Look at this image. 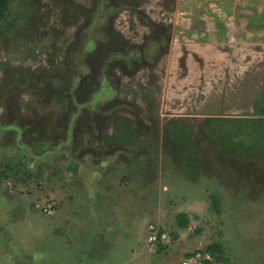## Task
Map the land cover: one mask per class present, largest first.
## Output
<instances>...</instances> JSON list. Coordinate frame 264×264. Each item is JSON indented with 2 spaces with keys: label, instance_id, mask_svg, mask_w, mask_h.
Returning a JSON list of instances; mask_svg holds the SVG:
<instances>
[{
  "label": "rangeland",
  "instance_id": "obj_1",
  "mask_svg": "<svg viewBox=\"0 0 264 264\" xmlns=\"http://www.w3.org/2000/svg\"><path fill=\"white\" fill-rule=\"evenodd\" d=\"M203 6L11 0L0 24V226H23L34 264H181L213 242L230 264H264V184L192 179L165 156L171 125L214 132L210 120L264 108L261 71L236 80L234 55L188 33ZM149 224L170 240L149 245ZM42 226L125 228L80 247L83 228L64 246Z\"/></svg>",
  "mask_w": 264,
  "mask_h": 264
},
{
  "label": "crops",
  "instance_id": "obj_2",
  "mask_svg": "<svg viewBox=\"0 0 264 264\" xmlns=\"http://www.w3.org/2000/svg\"><path fill=\"white\" fill-rule=\"evenodd\" d=\"M203 2V13L187 21L192 24L187 27L188 33L194 38L204 40L210 47L223 49L221 52L223 54L234 55L238 62L229 63L228 69L232 70L229 75L234 74L236 80L241 79L246 81L245 83L257 80L259 71L264 76V0H203ZM244 81L242 84H245ZM252 113L240 117L252 116ZM34 227L36 229V226H32L33 230ZM112 227L114 228V226H42L41 230L37 229L50 244L55 243L53 242L55 237L58 244L65 246L67 242L74 245L79 243L77 237H73L76 236L74 230L83 228L79 231V237L82 236L80 247H85L91 244L84 242L85 239L88 240L90 236H103L104 232ZM124 228L125 226L114 228L111 233L116 238V231H123ZM22 230L23 226H0V264H34L35 244L32 241V249L29 248V238L23 236ZM43 244L45 245V242ZM85 253L83 251L80 254ZM86 257L88 258L80 255L82 260Z\"/></svg>",
  "mask_w": 264,
  "mask_h": 264
},
{
  "label": "trees",
  "instance_id": "obj_3",
  "mask_svg": "<svg viewBox=\"0 0 264 264\" xmlns=\"http://www.w3.org/2000/svg\"><path fill=\"white\" fill-rule=\"evenodd\" d=\"M10 6L11 0H0V24L7 18ZM254 103L261 107L264 99ZM254 115L210 120L217 125L214 132L208 122L201 127L171 125V133L166 134L164 141L165 156L174 166H184L192 179L212 174L240 184H264V108H258ZM192 164L193 169L189 168ZM212 201L217 211L219 204L214 194ZM179 226L185 227L186 223ZM202 252L210 258L201 264H230L220 242L209 244Z\"/></svg>",
  "mask_w": 264,
  "mask_h": 264
},
{
  "label": "built area",
  "instance_id": "obj_4",
  "mask_svg": "<svg viewBox=\"0 0 264 264\" xmlns=\"http://www.w3.org/2000/svg\"><path fill=\"white\" fill-rule=\"evenodd\" d=\"M49 208L46 210L49 211L51 204L48 205ZM170 240V233L162 228H159L155 224H149L147 227V242L151 246L165 245ZM210 256L201 251L193 252L190 256H186L181 261V264H201L204 259H209Z\"/></svg>",
  "mask_w": 264,
  "mask_h": 264
}]
</instances>
